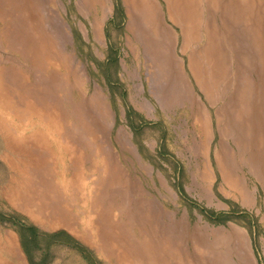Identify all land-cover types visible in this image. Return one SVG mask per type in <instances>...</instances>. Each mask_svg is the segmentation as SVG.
I'll list each match as a JSON object with an SVG mask.
<instances>
[{
  "label": "rangeland",
  "instance_id": "rangeland-1",
  "mask_svg": "<svg viewBox=\"0 0 264 264\" xmlns=\"http://www.w3.org/2000/svg\"><path fill=\"white\" fill-rule=\"evenodd\" d=\"M104 1L98 19L91 2L81 11L78 0H0V264H264V78L251 37L223 13L239 0H194L202 32L185 53L165 1L154 0L175 40L162 58L148 43L150 59L129 33L123 0ZM170 1L176 14L191 2ZM244 1L251 26L261 23L255 36L264 35V0ZM208 25L226 55L214 60L223 79L208 81L213 102L190 65ZM173 56L197 119L153 97L154 72L178 67ZM246 64L252 115L235 95V66ZM233 169L245 203L223 180ZM215 213L225 221L214 224Z\"/></svg>",
  "mask_w": 264,
  "mask_h": 264
},
{
  "label": "crops",
  "instance_id": "crops-1",
  "mask_svg": "<svg viewBox=\"0 0 264 264\" xmlns=\"http://www.w3.org/2000/svg\"><path fill=\"white\" fill-rule=\"evenodd\" d=\"M147 4V8H144V5L142 4L144 1L143 0H123L124 5L127 9L128 17H129V22H128V30L131 35V37L134 38V41L136 43H142L144 44V49H145V57L148 58L146 54L147 49V44L148 43H154L157 49L156 54H150L152 58H162L164 57L165 50L168 49V53L170 52L171 49H169L167 46L170 48L172 47L173 40L175 38L173 37V34H171L165 27L163 26V21L160 16V11L157 8L154 0H145ZM166 4V10L167 14L171 20V23L173 26H176L180 30V36H181V46H182V51L183 53L186 52L187 47L189 46V43L192 42H198L201 36V25H200V12L198 15H194V17L189 18H181L180 20H177V17L171 13V9L168 7L167 0H164ZM88 2H91L92 4L97 5V8H99L100 16L98 19H101L103 17V13L105 11V1L104 0H78V5L79 9L81 11H84V7ZM182 2V1H181ZM183 5V2H182ZM190 4L186 2L183 8H186L185 11L188 10V6ZM149 8V9H148ZM148 10H150L151 14H148ZM153 11V12H152ZM98 19H95L93 23V33L95 38L98 40L100 38V33H99V21ZM172 32L174 33V36L177 37L176 32L172 29ZM138 34V35H137ZM161 37L163 38V42H159L156 40V38ZM151 38V39H149ZM154 38V39H153ZM168 39V40H167ZM148 41V42H147ZM157 41V42H155ZM145 42V43H144ZM167 42V43H166ZM190 58V57H189ZM150 59V58H148ZM173 59L175 63L178 65L175 69L169 68L165 69L162 71L154 72V80H153V87L155 89V94L153 97L155 100L158 102V104L165 110V111H170L172 109H175L177 107H184L187 111L188 114L191 118L197 119L199 117V109L197 107V104L195 102V99L193 98L191 94L190 87L188 86L185 77L183 75V69L181 68V63L177 59V56H173ZM188 63V62H187ZM190 64V63H189ZM191 65V64H190ZM189 71H191L189 65H188ZM171 69V71H170ZM193 69V68H192ZM171 72V73H170ZM196 76V80L194 79L196 85L202 90L203 94L205 95L206 99L209 101H212L215 99L210 93V89H212L213 86H210L207 84V87H204L200 82L199 79L197 78V72H194ZM172 75V78L169 79L168 81L164 79L163 77L165 75ZM176 78V79H175ZM214 83V82H213ZM170 89V90H169ZM163 90V91H161ZM169 90V91H168ZM94 99H97L95 97ZM229 103V102H228ZM139 110H144L146 107L144 105L138 107ZM201 115V114H200ZM247 128L244 127L243 131L238 130L244 135L248 134V131L246 130ZM200 131L201 132V137L202 135L207 138L209 136V130H208V125L206 118H202L201 125H200ZM236 132V131H235ZM234 136V135H233ZM204 142L201 140L199 145H201ZM198 145V146H199ZM201 149V148H200ZM240 154V153H239ZM247 152L245 150V147L241 149V156L246 155ZM232 159V158H231ZM244 162L247 164L249 163V157L246 159L244 158ZM235 165V163H234ZM255 168V167H254ZM236 169H233V172H228L225 173L222 171L225 175V177L222 175L224 182H229L228 186L230 190L234 191L237 193L242 202L245 203L249 200V198L246 196L245 191L243 190L241 183L234 177ZM256 169H254L255 171ZM258 171V170H257ZM260 172H256V174H259ZM202 177L203 179H209V173L206 165L204 166V170L202 171ZM263 179V178H262ZM59 205V204H57ZM56 205L54 211H57V216L61 218L63 221L65 220L64 214H62ZM196 255H199L196 252ZM193 264V263H192Z\"/></svg>",
  "mask_w": 264,
  "mask_h": 264
},
{
  "label": "bare ground",
  "instance_id": "bare-ground-1",
  "mask_svg": "<svg viewBox=\"0 0 264 264\" xmlns=\"http://www.w3.org/2000/svg\"><path fill=\"white\" fill-rule=\"evenodd\" d=\"M143 1L144 2L142 4L144 5V8L146 9L148 7L146 4L147 2L145 0H143ZM216 1L217 0H213L211 2L214 3ZM188 3L190 5L187 7L188 8L187 11H184V10L182 12L177 11L178 14H176V12L173 11L175 9V4L173 6L171 1L167 0L168 7L171 9V13H173V15H175L177 17V20L178 19L180 20L181 18H185L186 16L189 18L194 17V13H192V11H194V5H195L194 0H191V2H188ZM182 6H184V4ZM225 8L226 9H225V11L223 10L224 11L223 13H224L226 19L229 20L231 22V24H234L237 26H242L243 31L248 33L249 36L251 37L253 48L257 52V54H256L257 59H258V62L260 63V65L258 66V70L260 72H262V74H263L262 80H263V78H264V35L255 36L256 31H257L256 29H257V27L261 26V23L254 28L251 26V24L249 22V16L246 13V12H249L248 3L244 0H239L238 6L235 5L233 2H232V4L226 3ZM185 10H186V8H185ZM148 14H151L150 10H148ZM224 15H223V17H224ZM222 21L225 25H227V23L224 19ZM224 31H227L226 27L224 28ZM206 36H207V41H206L205 47L203 48V50H201L197 54L195 59L194 58L191 59V67L194 69V72H197V78L199 79V82L204 87H207L208 81L215 83L216 81H220L221 79H223V78H217L214 71H213V69H217L214 67L215 66L214 60H217L218 62H220L219 58H222L223 60L225 59V62H226V55L222 53L221 48H220V42L218 40V36H219L218 30H216L215 28H212V27L210 28L208 25L206 27ZM166 47H168V46H166ZM150 54H152V53L150 52ZM203 59H207L206 63L208 64V66L206 68L202 66ZM250 70H251V67L249 64H246V66H237V65L235 66V70H234L235 79L239 84V91H237L238 94H235V95H236L237 101H239L241 99L245 100L246 104L248 105L249 112L252 115L251 111H252L254 106H253V104L251 105V101L248 98V95L251 91V83L252 82L250 79L247 78V74L250 73ZM170 71H171V69H170ZM224 78H225V76H224ZM260 84H261V82H260ZM242 122L245 125L249 126V122H248L247 118H242ZM218 160L221 161L220 156H218ZM222 162L225 163V160L222 159Z\"/></svg>",
  "mask_w": 264,
  "mask_h": 264
},
{
  "label": "trees",
  "instance_id": "trees-1",
  "mask_svg": "<svg viewBox=\"0 0 264 264\" xmlns=\"http://www.w3.org/2000/svg\"><path fill=\"white\" fill-rule=\"evenodd\" d=\"M220 215H222V216H220ZM223 217H227V216H224V214H222V213L211 214V219L213 220L214 224L223 223V221H225V219Z\"/></svg>",
  "mask_w": 264,
  "mask_h": 264
}]
</instances>
